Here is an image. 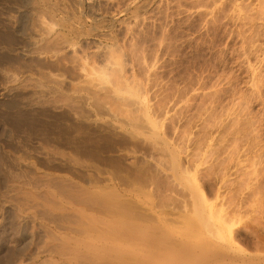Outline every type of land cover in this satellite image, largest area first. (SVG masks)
<instances>
[{
  "label": "rangeland",
  "instance_id": "374dc122",
  "mask_svg": "<svg viewBox=\"0 0 264 264\" xmlns=\"http://www.w3.org/2000/svg\"><path fill=\"white\" fill-rule=\"evenodd\" d=\"M76 1L32 47L0 0V264H264V0Z\"/></svg>",
  "mask_w": 264,
  "mask_h": 264
},
{
  "label": "bare ground",
  "instance_id": "6f19581e",
  "mask_svg": "<svg viewBox=\"0 0 264 264\" xmlns=\"http://www.w3.org/2000/svg\"><path fill=\"white\" fill-rule=\"evenodd\" d=\"M76 0H63L61 3L40 0H19V4L16 7L17 18L12 22L13 27L16 32L23 34L25 29H30V34L28 39L32 40L30 46L34 47L36 42H47L46 36L40 34V30L43 24L44 16L49 13L61 12L67 13V8L76 7ZM143 6L142 8H144ZM35 42V43H32ZM67 194L71 195L70 191L67 190ZM47 209V207H46ZM46 212V210H45ZM114 215H109V220H107L106 227H101L98 229L96 225L86 226L84 223L86 219L85 213L82 211L69 210L67 212L58 211L53 212L47 209L45 219L59 229L60 232L73 234L74 236H87L94 238L95 233L102 236V241H113L120 243L121 245H132L143 248L149 241L144 237H139L138 232L140 230L142 219H135V222L124 221L122 226L114 227L112 224L115 220ZM75 222L71 225L69 222ZM105 225V224H104ZM237 234H242L239 230H234L230 228L229 231V241L230 247L232 248L235 243V237ZM153 242L152 240L150 241ZM237 255H229L223 259L222 264H251L250 257H246L238 251L232 250ZM67 250L62 249L59 254H65ZM79 257L75 258V262L79 264Z\"/></svg>",
  "mask_w": 264,
  "mask_h": 264
}]
</instances>
